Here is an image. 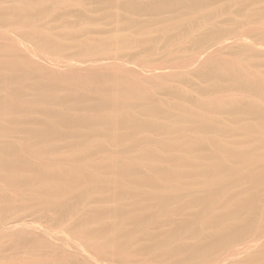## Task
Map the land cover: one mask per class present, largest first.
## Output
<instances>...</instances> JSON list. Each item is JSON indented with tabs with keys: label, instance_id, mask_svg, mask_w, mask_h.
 Masks as SVG:
<instances>
[{
	"label": "bare ground",
	"instance_id": "1",
	"mask_svg": "<svg viewBox=\"0 0 264 264\" xmlns=\"http://www.w3.org/2000/svg\"><path fill=\"white\" fill-rule=\"evenodd\" d=\"M57 1L63 3L67 0ZM211 1L214 0H151L146 5L127 2L125 9L130 12L147 9L159 16L169 14V17L175 20L183 6L190 7L191 10L204 9ZM112 2L120 3L118 0ZM238 2L241 3L242 0H238ZM31 5H33L31 0L14 1L9 11L17 16L18 14L26 15ZM114 9L116 8L114 7ZM116 15L118 16V14ZM120 20L126 24V27H134L130 18L126 17ZM178 24L191 29L193 22L183 18ZM38 30L43 37L53 40L47 41V43H55L54 38L51 39V34L49 35L48 26L40 23ZM122 30V28L118 29L117 32L110 35L111 39L117 43L118 41L126 42L129 37ZM18 43L21 42L18 41L16 44ZM1 59L4 58L1 57ZM1 59L0 66L1 63H4ZM57 59L60 60V58ZM11 61L9 60V64ZM220 64L211 65L201 75L205 80H208L209 85L220 87L227 91L226 93L236 92L235 96L238 94L241 97L233 98L230 102H222L218 98L220 102L217 104L213 102L214 97L213 99L212 97L205 98L208 101H203L202 96L200 98L203 102L197 97L201 102V106L199 105L201 109L197 108L194 113L195 109L192 110L187 102H183L184 100H178L176 105H169L164 100L152 102L142 100L137 104L138 108L134 109L128 102L131 100L127 99L126 95L109 93L108 89L103 88L99 90L100 99L94 105L96 112L92 111L93 114L71 113L67 110L74 109L78 103L81 104L84 95L71 91L70 94L61 97L59 93H54L55 91L42 90L45 87L43 88L36 79L34 85H38L37 87L43 92L40 96L43 99L41 101L43 104L41 105L39 102L41 108H37V106H32L33 103L38 104L36 99L29 100L31 105L27 101V104H24L23 101L28 98L22 100L12 93L10 85L19 81L18 75L14 74L10 77L9 82H4L1 79L3 78L1 73L3 74L2 70L5 69H0V126L4 122H12L15 125L14 128L17 129L19 126L17 131L22 132L24 138L21 143H17L18 146L11 144L0 149V197L3 198L5 189H9L5 187L14 186L15 188L16 186L19 188L28 187L35 192V195L37 193L32 201L35 200L33 205L40 210L49 211L64 204L73 209L84 204L87 207L80 221L83 227L82 232L87 240L101 242L103 245L112 247L113 250L119 246L128 247V241L124 239L123 235L131 240L143 236L144 241L141 243L143 248L166 247L167 251H163L165 254L163 255L166 257L168 252L167 258H160L163 261L159 264H264V82L253 81L249 77L246 78L247 75L245 78L239 77L240 74L237 75L239 71L236 74L231 67L228 69V65V68L226 65L224 68ZM11 66L16 67V63H11ZM144 66L146 65L144 64ZM63 76L65 77V75ZM169 83L171 84V82ZM79 87L82 91L88 89L87 83H80ZM6 90L9 91V94ZM132 90L130 95H132ZM181 90L178 93L180 98L190 95L189 90ZM86 93L88 92L86 91ZM133 96H129V98L134 99L135 96ZM218 99L216 100L218 101ZM52 100L58 101L54 103L55 101L52 102ZM72 104L71 109H68L67 106ZM178 107L182 109L180 112L178 111L179 114L174 112V108ZM17 111L19 114L16 115ZM37 111L43 114V120L40 122L32 118L34 114L37 115ZM13 112L15 116L10 121L6 116ZM4 113H7L6 116H3ZM221 114H225L231 124L227 122V117L224 121ZM9 116L12 117V115ZM62 124L67 125V136L75 144L74 148L82 147L83 142L92 138V135L98 137L97 141L93 142L91 149L88 150L45 154L50 148L49 145V147L47 146L46 139L57 138ZM181 128L186 131L177 136ZM16 129L12 130L15 132ZM5 132V128L0 127V135L7 134ZM152 132H158L160 136L162 132L170 134L172 139L168 142L166 138L168 143L158 137L155 141L151 140V137H144L139 142L138 139H134L139 134V136L141 134L151 136ZM226 138L231 142L230 140L225 141ZM34 140L36 143L38 142L35 146H33ZM127 141L134 142V144L131 142L133 145L131 147L136 150L135 153L125 154L114 151L105 154L106 156L103 158L87 160L94 154L95 149H104L106 143L112 147V145ZM103 183L110 186V191L107 190V193L102 189ZM27 196L30 197L27 198ZM9 197L11 196L9 195ZM16 198L19 199L18 203L14 206L12 204L15 209L24 207V202L31 199V195L25 193ZM106 211L107 214H105ZM175 211L184 213L185 216L182 219H177L174 215ZM157 217L165 218L166 221L168 220V224L159 223L158 226L149 224L150 220H155ZM164 221L162 220V222ZM93 225H96L95 231L92 229Z\"/></svg>",
	"mask_w": 264,
	"mask_h": 264
},
{
	"label": "rangeland",
	"instance_id": "2",
	"mask_svg": "<svg viewBox=\"0 0 264 264\" xmlns=\"http://www.w3.org/2000/svg\"><path fill=\"white\" fill-rule=\"evenodd\" d=\"M14 1L18 0H0V59L1 57L4 58L1 60L2 62L4 61V63L7 62L5 65L8 67L11 66V63H16V67L11 66V69V67L8 68L4 65V63H1V66H4L5 68L0 66V69L5 70H2L3 74L1 72L0 73L3 75V78L1 79H3L4 82H9L10 77L14 74L18 75L19 81L17 83H13L12 86L9 84L13 92L11 90L10 91L18 98H22V100L28 98L23 101L24 104L27 101L29 102L28 104L31 105L32 103L29 100L36 99L38 104L33 103L32 106L41 108V106H39V102L43 101V99L40 98V96H42L41 94L43 93L42 90L47 92L55 91L54 93H59L61 97L70 94L72 91L84 95V100L81 104L78 103L79 105L77 104L74 109L70 108L73 106V104L67 106L68 109H71L67 111H70L71 113L80 112V114H93L92 111L96 112L94 105L97 103L98 99H100L99 90L103 88L106 90L108 89L109 93H118L121 94V96L122 94L126 95L127 99L131 100L128 102L134 109L138 108L137 104L142 100L147 102L164 100L169 105H176L178 100H184L183 102H187L192 110L195 109L193 111L194 113L197 111V108H199L198 110L201 109L199 105L201 106L200 103L206 100L205 98L212 97L213 99L214 97V101H212L217 104L220 101L230 102L231 99H236L238 96H240L238 94L235 96L236 92H232L234 94L231 92L226 93L227 91L222 90L220 87H214L211 83V85H209L208 80H205L201 74L213 64L218 65L221 63L220 65L224 68H226L225 65H228L229 68L228 66L227 68L230 69L231 67V69H233L236 74L239 71L237 74H240L239 77L241 76L242 78H245L247 75L246 78L249 77L253 81L259 83L264 82V0H242L241 3H239L238 0H214L209 2L206 8H199L196 10H191L190 7L188 8L187 6H183L180 8V11L177 15L178 18L175 20H172L169 17V14H163L159 16L147 9H140L136 12H130L125 9V4L127 2L146 5V3L150 2L151 0H118L120 1L118 4L112 2L113 0H67L63 3L57 0H31L33 5H31V7L28 9L26 15L23 14L22 16L21 14H18L17 16V14L15 15L9 11L11 6L14 4ZM118 6L119 9H117ZM114 7L116 9H114ZM116 14H118V16ZM126 17L131 19V22L134 23V27H126V24L121 22L120 19H124ZM183 18L184 20L189 19L193 22L191 29L178 24ZM40 23L48 26V30H50L49 35L51 34V39L54 38L55 43H47V41L53 40H48L47 37H43L39 31L41 29L38 30ZM116 23H118L119 26ZM121 28L125 34H128L129 37V39H127L128 41L126 40L125 42L123 40L125 43L120 41L117 43V41L112 40V36H110ZM18 41L21 43L16 44ZM128 48L129 50H127ZM56 58H60V60H56ZM9 60H12L10 64ZM38 61L40 62L38 63ZM144 64L146 66H144ZM133 67L135 69H132ZM4 72L6 73L4 74ZM63 75H65V77ZM33 76L34 78H32ZM35 80L39 81L40 84H42V87L45 88L41 90L39 87H37L38 85L35 86ZM169 82H171V84ZM80 83H87L88 89L86 88L84 91H82L81 87H79ZM181 89H186L185 91L189 90L188 92L190 95L180 98L178 93L182 91ZM131 90L132 95H130ZM86 91L88 93H86ZM7 93L9 94V91ZM133 95L135 98L137 97V99H131ZM192 95L196 97H193ZM129 96L131 97L129 98ZM202 96L204 98L203 101L200 98ZM197 97L200 98L201 102H199V98ZM218 98H220V101ZM216 99H218V101ZM57 101L58 100H52L54 103H57ZM206 101H208V99ZM40 104L42 105L43 102ZM175 109L178 110L176 111ZM180 110L182 109L179 107L174 108V112L177 114H179ZM6 114L7 113H4L3 116H6ZM13 114L14 112L8 113L6 116L7 119L11 121V119L15 116ZM15 114L17 115L19 112L17 111ZM9 115H12V117ZM224 115L225 114H221L223 117L221 118L225 121L227 116ZM42 116L43 114L38 112L37 115L34 114L32 118L37 122H40L43 120ZM228 119L229 118L227 117V122H229ZM229 123L231 124V121ZM0 127L5 128V133L7 134L4 135H8H0V149L1 147L3 148V146L5 147V145L10 146L11 144L13 146H18L17 143H21L22 140H24L23 135L21 134L22 132L17 131L19 126L17 129L14 128V123L4 122L1 123ZM9 127H11L10 130L16 129V131H10ZM184 131H186V129H179L177 136H179L181 133L183 134ZM67 132V125L65 126V124H62L60 126L57 138L50 137V139H46V141H48L47 146L49 145L50 148L47 149L48 153L45 154H62L72 153V151L80 152L85 149L88 150L91 149L92 143L96 142L98 138L95 137V135H92V138L83 142L82 147L80 146L78 148H74L75 144H73L72 140L68 138ZM150 134L152 135L145 136V134H141V136H139V134L134 139H138V142L143 140L144 137H151V140L154 141L157 137L158 139L161 138V140H165L167 138L166 140L168 142L171 141L170 139H172L170 134L163 132L161 133V136L160 133L158 134V132H152ZM166 140L165 143H168ZM229 140L226 138L225 141ZM131 142L127 141L124 143H119L120 145L116 144L114 146L112 145V147L106 143L104 149H95L94 154L92 153L93 155L90 156L91 158L88 157L89 159L87 160L89 161L93 158L100 159L114 151L118 153L133 154L136 152V150L132 149L133 147L131 146H133L132 144H134V142L132 144ZM37 143L35 141L33 146L37 145ZM105 184L106 183H103L104 186L102 185V189L105 193H107L110 191V186ZM108 186L109 188L107 189ZM5 188L9 189H5V196L3 195V198L0 197V200L2 201H0V264H69L70 262V264H159L161 261H163L160 258H167L168 252L166 253V257H164L165 254L163 253V251H167L166 247H156L155 249L143 248L141 246V243L144 241L143 236H139L138 238H133V240H131L129 237L126 238L123 235L124 239L128 241V247L119 246L115 249L113 248L114 251L112 250V247H109L105 244L103 245L101 242H90L86 239L82 232L83 227L80 221L82 216L85 214L87 207L84 204L80 205L81 207L78 206L79 208H73L74 210L67 207L65 204L57 207L56 209H50L49 211L42 209L40 210V208L33 205L35 200L32 201L33 197H35L37 193L35 195V192H33L31 189H28V187L19 188L15 186L14 188V186H7ZM25 193L26 195H31V199H28V201L24 202V207L17 209L13 208L12 204L14 206L16 203H18L17 200H19L16 197H20ZM9 195L11 197H9ZM28 197L30 196H27V198ZM107 213L108 212L106 211L105 214ZM174 215L177 219H182L185 216L184 213L177 211L174 212ZM155 220H150L149 224L152 223L151 225L157 226L159 223L168 224V220L166 221L165 218L157 217ZM162 220L165 221L162 222ZM65 227L68 228L65 229ZM92 229L95 231L96 225H93ZM27 251L32 254L28 253ZM45 255L48 256L46 257ZM20 258L21 260L19 261Z\"/></svg>",
	"mask_w": 264,
	"mask_h": 264
}]
</instances>
